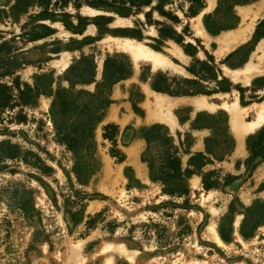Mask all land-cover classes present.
Wrapping results in <instances>:
<instances>
[{
    "label": "rangeland",
    "instance_id": "1",
    "mask_svg": "<svg viewBox=\"0 0 264 264\" xmlns=\"http://www.w3.org/2000/svg\"><path fill=\"white\" fill-rule=\"evenodd\" d=\"M16 1L0 0V97H10L9 106L0 108V264H264V224H261L264 162L260 156H252L247 148L249 135L257 133L264 123L245 136L239 150L243 152H234L224 161L205 167L206 172H214L210 180L218 181L217 188L206 190L202 184L194 185V177L189 181L188 196L171 197L162 192L160 184L149 181L146 163L147 176L143 178L137 166L121 164L109 154L110 144L98 135L104 122L95 130V136H99L98 171L88 184L79 183L74 172L75 154L60 140L51 111L54 92L70 86L65 75L71 65L79 62L85 81L94 70L95 82L91 83H82L83 77L72 75L76 90L94 92L97 82L103 78L108 56H118L119 60L131 63L132 75L115 85L129 93L133 101L141 97L142 84L151 87L159 73L166 76L167 82L156 80V83L166 84L169 90L184 92L205 86L213 89L214 82L198 80L190 84L183 81L184 78L197 79L187 70L193 57L184 51L185 45L193 44L198 49L197 58L206 59V52L214 57L215 64L222 70L219 79L227 78L232 83L231 90L189 95L184 100L180 97L177 105L189 104V100L198 97L219 106L224 102L231 105L238 102L243 120L254 121L264 104V38L257 42L250 55L238 52L229 60L225 59L252 40L264 14L254 22H240L237 29L248 30V38L220 52V39L238 30H225L215 36L207 32L203 16L216 10L217 0L214 6L206 0V6L196 16L189 14L187 0H170L165 10L177 16L178 21L158 11L152 13L149 21L145 13L150 7L129 17L109 14L113 16L112 22L103 24L101 29L89 22L82 34L73 33L59 21L36 16L41 10L39 6H31L28 11L14 8ZM257 1L237 5L238 16V6L252 7ZM67 10L76 13L71 6H67ZM101 13L87 6L79 10L82 16ZM43 24L51 27L53 33L33 39L36 34L48 32ZM200 25L205 29L203 32L198 29ZM169 28L176 30L182 43L173 39L157 41L159 31ZM138 30L143 34L141 39L133 36ZM122 39L141 42L161 52L172 64L158 70L146 62L137 61L135 65L132 56L120 48ZM74 47L80 48L68 49ZM231 63L235 67L229 66ZM258 64L263 71L257 70L255 73L259 74L248 82L233 80L227 70ZM37 76H43L38 80L40 94L35 88ZM27 86L33 90H27ZM50 89L52 95L42 93ZM117 101L121 103V99ZM90 102L88 95L78 96L81 105ZM190 109L182 105L177 113L185 119ZM224 110L207 112H224L229 129L230 114ZM76 118V114L68 111L60 114L58 121L73 135L71 124ZM210 123L213 121L204 118L199 124ZM224 124V120L214 123L219 132H223ZM184 129H179L181 136L189 130ZM208 131L204 130V135L209 134ZM172 133L178 140L180 134ZM195 134L197 132L195 137L187 136V144L201 137ZM79 150L82 161L95 164L90 159L87 143H81ZM154 150L156 152L157 145ZM181 156L186 163L187 157ZM249 209H252L250 213ZM90 217L93 222L89 228L86 222ZM244 221V231L252 233L249 238L239 232ZM211 222L215 223L218 233L222 227L231 241L225 242L219 234L224 245L219 244L209 230Z\"/></svg>",
    "mask_w": 264,
    "mask_h": 264
},
{
    "label": "trees",
    "instance_id": "2",
    "mask_svg": "<svg viewBox=\"0 0 264 264\" xmlns=\"http://www.w3.org/2000/svg\"><path fill=\"white\" fill-rule=\"evenodd\" d=\"M189 3L188 12L191 16L198 15L206 6V0H187ZM218 4L216 10L212 13L205 14L203 16V24L210 35H218L222 31L231 30L236 28L240 23V17L236 13L235 7L237 5H245L252 3L256 0H217ZM14 8H23V11H28L31 6H39L40 12L36 15L43 20H50L51 22L59 21L67 29L71 30L75 34H82L85 26L89 22H93L101 29L104 25L112 22L113 16L109 14H116L120 17H129L137 13L143 12L146 7H150V10L145 13L147 20L151 21L152 13L158 11L160 14L169 17L171 20L178 21L179 18L173 15L172 12L165 10L170 0H17ZM67 6L73 7L76 13H72L67 10ZM87 6L103 13L95 16H82L79 14V10ZM76 19V22L74 21ZM44 27L48 29L46 34L34 35L33 39L45 37L53 33V29L45 24ZM108 31V29L106 30ZM160 38L157 41H165L167 39H173L178 43H182L179 34L175 29L169 28L168 30H160ZM30 33H26L29 35ZM137 38H143L141 31H136ZM264 38V19L259 22L254 32L253 38L247 44L241 46L238 50L232 52L225 60H229L233 55L238 52H244L247 55L254 50L257 42ZM93 41L95 39L89 38ZM74 41V40H73ZM88 41V40H87ZM87 41H83L86 44ZM89 43V42H88ZM80 47L68 48L69 50H75ZM186 54L193 57V63L187 68L188 72L197 79L184 78L183 81L187 83H196L198 80H203L210 84L214 82L215 87L209 88L207 86L202 87L199 90H192L188 88L184 92H178L169 90L166 84H157L156 80H163L167 82V78L164 74L159 73L155 75L151 83V88L158 92L168 93L174 96L182 95H195V94H213L219 91L226 92L231 90L232 83L224 76L219 79V75L222 74V70L217 67L214 62V57L206 52V59L197 58L198 49L193 44H187L184 46ZM87 59V58H83ZM79 62L71 65L66 72L65 80L70 84L68 88L61 87L54 92L55 98L52 104V116L53 123L57 129L60 140L64 142L68 148L75 154V166L74 172L76 174L79 183L86 185L90 182L93 175L98 171L97 167V150L98 143L95 138V130L98 125L101 124L105 118L107 109L114 102L112 98L113 86L119 81L129 78L132 75L131 63L129 60L123 62L118 59V56H108L104 63V74L101 81L97 82V88L94 92L85 90H76V81L72 75L76 77H83L79 70ZM229 66L235 67L233 63ZM79 70V73H78ZM89 80L82 78L80 82L91 83L95 82V72L92 70ZM43 76H37L36 89L40 94L38 87V80ZM27 90H33L30 86H27ZM24 90H21V94ZM42 93L52 95L53 90L42 91ZM86 94L91 98L90 104L81 105L78 103V96L80 94ZM138 101H133V109L135 112L140 113L141 109L137 106V103L143 98V94ZM10 97L7 95L0 97V108L9 106ZM70 112L72 115L76 114L77 118L71 124L72 131L75 134L71 135L67 130V127L62 126L58 121L60 114H66ZM204 118H208L213 123L203 125L199 124ZM224 120L223 132L216 130L214 123ZM130 128V127H129ZM193 129L207 128L211 130V135L206 137V151L205 152H193L191 153L190 147L193 144H187V136H192L191 133H186L185 139L180 141V145L175 143L174 137L171 135L169 129L161 124H153L149 126H143L138 130H135V135L143 138L146 143V149L141 154V160L147 164L149 170V179L153 183L160 184L162 192L171 197H185L188 196L190 187V178L193 175H199L202 177V185L206 190L218 187L217 180H210L214 175L212 171H205L207 165L214 164V162H221L226 159L234 150L235 139L229 133L227 117L224 112H218L216 114H210L206 112L198 113L192 122ZM102 136L105 140L111 143L109 154L117 160V162H123L125 160L124 153L117 147V137L120 134V128L118 125L108 123L103 126ZM65 131V132H64ZM81 143H87V149L90 150L91 160L95 161V164L91 162L82 161L80 155L79 146ZM157 145V150L154 152ZM180 147L185 148V153H190V157L187 162V166L183 165L182 157L180 155ZM247 148L252 156H260L264 162V127L258 130L257 133L249 135L247 138ZM249 164V161L247 162ZM127 169V168H126ZM129 169V168H128ZM129 179V175H126ZM228 183V182H227ZM252 209L248 210V213ZM248 216V214H246ZM246 216V218H247ZM93 217H90L86 222L87 227H91ZM259 223V222H258ZM245 221L241 226L239 232L242 237L249 238L252 233L244 231ZM261 224H264V219ZM254 226H259L255 224ZM233 231V228H231ZM219 234L225 242H230L231 238L227 236L222 227L219 228Z\"/></svg>",
    "mask_w": 264,
    "mask_h": 264
},
{
    "label": "crops",
    "instance_id": "3",
    "mask_svg": "<svg viewBox=\"0 0 264 264\" xmlns=\"http://www.w3.org/2000/svg\"><path fill=\"white\" fill-rule=\"evenodd\" d=\"M207 1H208L210 6H214L215 0H207ZM254 4H253L254 6L251 5L252 7H250V6L249 7L248 6H238V8H240V11H239L240 22H242V21L248 22L251 20H252V22H254L264 14V0H259ZM241 11H246V13L241 14ZM246 20H248V21H246ZM252 26H253V24L248 25L247 29L252 27ZM198 29L201 32H203L205 30V29L203 30L202 25H200L198 27ZM235 29L236 30H234V31L238 30V32H236V33L233 32V33L225 36L224 38L220 39V52L234 48V47H230L229 45L231 42L234 41L235 37H239L240 33H242V35L244 34L246 39L248 38V34H247L248 30L245 32L244 31L240 32V29H237V27ZM116 39H120V38H116ZM226 47L227 48L230 47V48L227 49ZM65 65L67 66V63ZM135 65H138V64H135ZM152 68L155 69L153 66H152ZM261 69H263L261 67V64H258L255 66L247 65L243 69H238V70L240 71V73L244 72L243 76L247 75V76H249V80H251L255 75L259 74V73H255V72H257V70H259L260 72L263 71ZM227 70H228V72H229V74L233 80H241L244 82L249 81L248 79H245L243 77L236 79V78H234L233 73L229 69H227ZM250 71H252V74L249 73ZM140 92L143 94V98L141 99V101H139L137 103V106L141 109V112L137 113L133 109V103L131 102V100L129 98V93H124L117 85H115L113 88V92H112V98L114 99V102L107 109L105 118L103 120V122L105 124H103V126L108 124V123H113V124H116L119 126L120 134L117 137V141H118L117 147L125 155V160L123 162H121V164H126V165H130V166H137L138 174L143 178L147 176V173L145 171L146 165L141 160V154L146 149L147 143L143 138L135 135V130L138 128H141L143 126L153 125V124L164 125L169 129V131L173 137H175L174 134L172 133L173 131H175V132L177 131V133L180 134V136L178 135V140H176L174 138L175 143L177 145H180V141H183L185 139L186 133H191L194 136V133L197 132V134H195V135H201V137L197 138L195 140V143H193L191 145L190 151H191V153H193V152H205L206 151L205 139H206V137L211 135V130L207 129V128L193 129L192 128V122L198 113L213 112L218 108H222V109L227 110L230 114L231 127H229V133L235 139V147H234V150L232 153H234V152L239 153V152H243V151H239V150L242 149V146H243L244 141H245L244 140L245 136L247 134H250V133L257 131L264 123V119L262 122L259 121V115L263 114V116H264V104L258 110L257 115H256V120L245 122L241 116L242 107L239 105L238 102H236L232 105L224 102L223 104H221V106H219L217 104L210 103L208 101L209 99L207 100L205 97H198V98H194V99L189 100V104H191V106L189 104H186V103H179L177 105V103H178L177 100L180 97H183V100H184L189 95H187V96L186 95L174 96V95H170L168 93L158 92V91L153 90L146 83L142 84V86L140 88ZM119 99H121V101H120L121 103H119L117 101ZM181 99H180V101H181ZM198 100L205 102L206 104H208L212 108H203V107L196 108L194 105ZM182 105H187L191 108L188 112V117L185 119H181V117L177 113V109L182 107ZM191 113H193V116H191ZM214 114H216V113H214ZM256 123H260L259 127H257L252 132L244 133V132L240 131V129H239L241 126H245L246 128H250V125L256 124ZM103 126H102V128H103ZM129 126H131V127L129 128ZM184 127H185V129L187 128L189 130L181 136V132H179V129H183ZM231 128H232V130H231ZM204 130H209L208 131L209 134L204 135ZM102 133H103V129H102V132H100V134H98V135L101 137V139L103 141H107L111 146V143L108 140H105L103 138ZM98 135L95 136L96 140L99 137ZM184 150H185V148L180 147V152H182L181 154H183L187 157L186 163L183 162V165L186 167L188 159L190 157V153H185ZM182 161H183V159H182ZM194 177H196V179H194ZM192 179H194V181H195L194 185L202 184V177H200L199 175H193L190 178V180H192ZM149 181H150V179H149ZM190 187H191V185H190Z\"/></svg>",
    "mask_w": 264,
    "mask_h": 264
},
{
    "label": "bare ground",
    "instance_id": "4",
    "mask_svg": "<svg viewBox=\"0 0 264 264\" xmlns=\"http://www.w3.org/2000/svg\"><path fill=\"white\" fill-rule=\"evenodd\" d=\"M88 10H90V9H88ZM245 13H246V11H241V14H245ZM119 19H122V18H119ZM245 39H246L245 35L244 34L242 35V33H240L239 37H235L234 41L231 42L229 46L235 47L239 43L243 42ZM119 46L123 51H125L130 56H132V60L135 64H137V61L146 62V63L151 64L155 69H164V68L169 67L172 64L169 61V59H167L161 52L156 51L154 49H151V48L145 46L141 42H136V41H132L129 39H122L119 43ZM230 47H228V48H230ZM229 70L233 73L234 78L238 79V78L243 77V78L249 80V76H247V75L243 76L244 72L240 73L239 70H233V69H229ZM194 106L196 108H200V107L212 108L211 106H209L208 104H206L205 102H202L200 100H198ZM263 119H264L263 114H260L259 115V121L262 122ZM259 124L260 123L252 124V125H250V128H246L245 126H241L239 129H240V131H242L244 133H249V132L254 131L257 127H259ZM209 230H210L211 234L213 235L214 239L219 244L224 245V242L220 238L214 222H211V224L209 225Z\"/></svg>",
    "mask_w": 264,
    "mask_h": 264
}]
</instances>
